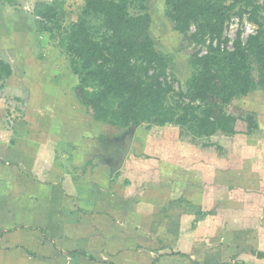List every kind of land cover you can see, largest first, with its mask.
Returning <instances> with one entry per match:
<instances>
[{
  "label": "rangeland",
  "instance_id": "rangeland-1",
  "mask_svg": "<svg viewBox=\"0 0 264 264\" xmlns=\"http://www.w3.org/2000/svg\"><path fill=\"white\" fill-rule=\"evenodd\" d=\"M45 4L63 29L83 0H0V57L12 69L0 81V150L14 146L0 153V264H264V89L225 107L233 135L96 122L36 12ZM148 12L168 79L184 91L189 53L206 48L182 42L164 0ZM246 26L256 30L231 12L223 37L245 41Z\"/></svg>",
  "mask_w": 264,
  "mask_h": 264
},
{
  "label": "trees",
  "instance_id": "trees-1",
  "mask_svg": "<svg viewBox=\"0 0 264 264\" xmlns=\"http://www.w3.org/2000/svg\"><path fill=\"white\" fill-rule=\"evenodd\" d=\"M148 2L83 0L77 19L63 29L53 19V4L36 11L51 22L44 29L70 55L78 101L94 121L117 127L172 123L195 139L235 134L237 117L225 107L264 89L263 0H164L165 15L182 42L206 48L204 54L195 47L189 53L192 72L184 91L168 79L171 57L154 46ZM231 12L246 15L255 34L242 41L238 31L233 50H221L220 44L228 41L223 28ZM11 73V65L0 57V81ZM252 127L248 124L246 133Z\"/></svg>",
  "mask_w": 264,
  "mask_h": 264
},
{
  "label": "built area",
  "instance_id": "built-area-1",
  "mask_svg": "<svg viewBox=\"0 0 264 264\" xmlns=\"http://www.w3.org/2000/svg\"><path fill=\"white\" fill-rule=\"evenodd\" d=\"M245 33H246V37L249 35V34H255V30L253 29V28H250V26H246V28H245ZM228 39V38H227ZM246 39V38H245ZM233 41L234 40H232V41H230L229 42V39H228V41H227V43L226 44H224V43H221L220 44V49L221 50H228V49H230L231 48V46L233 45ZM229 42V43H228ZM213 44L214 45H216V41L215 42H213ZM226 49H225V48ZM233 47V46H232ZM206 51H202V52H200V54H204Z\"/></svg>",
  "mask_w": 264,
  "mask_h": 264
},
{
  "label": "crops",
  "instance_id": "crops-1",
  "mask_svg": "<svg viewBox=\"0 0 264 264\" xmlns=\"http://www.w3.org/2000/svg\"><path fill=\"white\" fill-rule=\"evenodd\" d=\"M13 147H14V146L10 145V146L6 147L4 150H0V153H3V154H5V155L9 156L11 152H14V148H13ZM12 149H13V151H12ZM10 151H11V152H10ZM6 153H7V154H6ZM8 154H9V155H8ZM2 166H3L4 168H8V167H6L5 164H2ZM259 251L264 252L263 250H259ZM256 253H257V252H256ZM256 256L259 257V258H261V259H264V256H263V257H260V256H258L257 254H256ZM256 260H259V259L256 258ZM200 264H203V263H200ZM204 264H208V263H204Z\"/></svg>",
  "mask_w": 264,
  "mask_h": 264
},
{
  "label": "water",
  "instance_id": "water-1",
  "mask_svg": "<svg viewBox=\"0 0 264 264\" xmlns=\"http://www.w3.org/2000/svg\"><path fill=\"white\" fill-rule=\"evenodd\" d=\"M126 144H125V146H124V150H123V152H122V156H124V154H125V152L127 151V149H128V144H129V138L127 137L126 138V142H125Z\"/></svg>",
  "mask_w": 264,
  "mask_h": 264
}]
</instances>
